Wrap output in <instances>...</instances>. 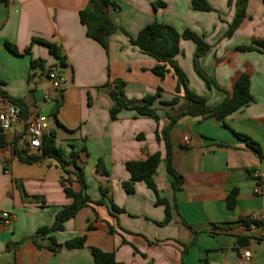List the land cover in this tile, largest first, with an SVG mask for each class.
Returning a JSON list of instances; mask_svg holds the SVG:
<instances>
[{
  "label": "crops",
  "instance_id": "crops-1",
  "mask_svg": "<svg viewBox=\"0 0 264 264\" xmlns=\"http://www.w3.org/2000/svg\"><path fill=\"white\" fill-rule=\"evenodd\" d=\"M89 1L0 0V92L25 106L26 114L17 106L22 116L40 109L65 155L79 152L87 194L94 202L103 200L82 208L63 231L53 232L54 249L47 238L36 242L38 230L51 227L57 212L72 202L62 180L70 178L74 191L81 186L55 158L24 163L15 151L38 155V149H28L19 138L11 147V135H0V212L11 216L0 220V264H96L91 248L114 254L121 264H264V225L244 223L258 215L264 224V161L237 136L252 138L264 152V48L257 45L264 42V0H247L246 16L230 36L240 0H205L210 11L195 10L193 0H114L118 8L108 13L117 30L109 36L107 50L87 36L80 20ZM154 22L180 34L189 30L210 46L199 63L217 86L209 88L196 72L197 46L192 40H180L174 58L189 89L206 98L210 108L233 95L242 74L249 76L253 98L222 120L185 117L175 124L170 163L182 177L178 190L168 172L166 143L156 133L161 135L171 124L168 114H176L183 100L175 106L162 103L184 93H176L178 79L171 68L163 79L153 74L158 62L123 33L136 37ZM45 43L56 45L65 66ZM34 59L44 62L43 70L31 68ZM50 69H56L64 83L57 99L47 102ZM116 81L123 82L130 106L160 90L153 105L159 120L132 109H123L112 120L110 88ZM156 153L161 156L153 176L158 195L143 182L127 193L123 183L131 174L126 163ZM100 162L108 175L97 171ZM66 169L75 171L70 165ZM255 173L262 195L255 194ZM233 190L236 205L228 209L226 198ZM113 205L121 211H114ZM82 236L83 247L66 246ZM243 237L248 242L240 249L251 252L249 260L238 252L237 241Z\"/></svg>",
  "mask_w": 264,
  "mask_h": 264
},
{
  "label": "trees",
  "instance_id": "trees-1",
  "mask_svg": "<svg viewBox=\"0 0 264 264\" xmlns=\"http://www.w3.org/2000/svg\"><path fill=\"white\" fill-rule=\"evenodd\" d=\"M246 4L247 0H240L238 12L235 17L233 24L230 26L228 36L238 28L242 20L246 16ZM118 8V4L114 0H90L88 6L80 12V20L82 24L86 26V34L91 39L97 41L102 47L108 49V38L112 35L117 27L111 21L109 17V8ZM193 7L195 10L210 11L212 8L205 2V0H193ZM123 33L129 37L130 42L133 46L137 47L142 53L154 58L158 65L152 69L153 74L163 79L167 73L170 72V68L174 71L177 79L178 85L176 87V93L183 92V97L176 96L170 102H163L166 106H175L180 103L176 114L169 113L168 116L171 120V124L161 133L159 131L156 133L157 138L161 136L166 143L167 148V158H168V172L175 178L173 182V188L178 190L181 183L182 177L174 170L170 163V156L172 153V145L170 138V131L175 126V124L182 118L185 117H214L217 120H222L232 113L236 112L242 105L252 102L253 98L250 94V80L247 74H242L236 81L233 95L226 98L220 105L210 108L207 105L206 98L197 95L192 92L188 86V79L181 69V67L175 61V57L180 53V40H192L196 46L197 51L194 58V68L200 78L204 80L209 88L212 86H217L216 82L210 78L201 68L199 59L204 55L210 46L197 34L187 30L180 34L175 28L154 22L146 27H144L136 37L129 36L125 31ZM40 41L38 39H33L32 42ZM49 47L50 53L59 60L61 66H65V58L59 53L56 45L52 43H45ZM257 45L264 48V42L258 41ZM7 48L18 55V50L11 45L6 43ZM241 50H251L252 47H240ZM30 49L25 51V54H29ZM38 66L41 70L44 69V62L41 59L32 60L31 68L34 69ZM123 82L116 81L112 83V88H110V98L112 99L114 106L110 110L112 120H115L120 111L123 109H132L137 112L140 116H147L159 120L156 113V109L153 107L156 100L160 97V90H158L153 95H147L142 99L140 105L130 106L122 90ZM2 93V92H1ZM11 102L19 106L24 114H26V108L20 101H15L11 99ZM57 103L54 109V115L57 114ZM237 136L244 141L259 157L261 161H264V152L256 141L252 138L247 137L242 134H237ZM2 145V142H0ZM19 158L27 164L36 163L41 161L43 158L52 157L55 158L63 167L65 172L72 176L74 175L76 180L81 186L80 191H74L72 188L73 181L70 178L63 179L62 185L64 187L65 194L72 199L69 205L64 206L60 211L57 212L54 223L51 227H41L37 236L34 240L41 241L47 238L50 241V249H54L57 246L55 238L52 236L53 232L63 231L64 224L73 219L77 213L84 207L91 203L101 204L103 200L94 202L91 197L87 194V184L85 182L84 171L82 167L78 164L79 152H71L68 156L62 151L56 143V133L51 130L47 135L43 137L41 147L38 149V155H28L23 154V152L15 151ZM161 162V156L159 153L151 155L146 160L143 161H130L126 163V168L131 174V179L128 182L123 183V188L127 193L134 192V184L137 182L145 183L150 189H152L156 195H158L157 186L153 181V176L156 173L158 166ZM72 166L75 171H67V166ZM97 171L108 175L104 166L100 163L97 165ZM102 194H105L102 191ZM236 195L237 191H231L226 198V205L228 209H233L236 205ZM114 211H121L116 206L113 205ZM166 221L170 219V209L169 205L166 204ZM247 227L251 224L255 226H263L262 221L251 220L244 221ZM92 227L89 226V229ZM86 242L85 236L70 240L66 242L68 248H80L83 247ZM248 242V238H238V252H240V247H243ZM92 254L94 256L96 264H121L117 263L115 256L112 253H105L97 248H91ZM205 264H209L205 262Z\"/></svg>",
  "mask_w": 264,
  "mask_h": 264
},
{
  "label": "built area",
  "instance_id": "built-area-1",
  "mask_svg": "<svg viewBox=\"0 0 264 264\" xmlns=\"http://www.w3.org/2000/svg\"><path fill=\"white\" fill-rule=\"evenodd\" d=\"M48 79L50 80V90L46 93L45 99L47 102H52L61 93L64 77L56 69H50L48 71ZM48 133V121L42 115L40 109L34 108L27 116H22L17 106L11 102V99L0 92V135H11L9 138L11 147L14 145V139L19 138L28 149H39L43 137ZM254 177L258 179L255 194L262 195L263 185L258 174L255 173ZM10 218L11 216L8 212H0V220H9ZM252 220L261 221L258 215H254ZM262 230L264 232V226ZM239 253L246 260H249L252 256L251 252L244 248Z\"/></svg>",
  "mask_w": 264,
  "mask_h": 264
}]
</instances>
